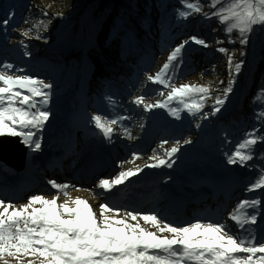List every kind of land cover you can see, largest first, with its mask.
I'll use <instances>...</instances> for the list:
<instances>
[{"label": "rangeland", "instance_id": "rangeland-1", "mask_svg": "<svg viewBox=\"0 0 264 264\" xmlns=\"http://www.w3.org/2000/svg\"><path fill=\"white\" fill-rule=\"evenodd\" d=\"M89 1L30 0V5L20 3V13L15 18L14 9L17 6L11 9L6 18L11 16L8 25H3V18L0 17V63H12L16 68L23 69V74L38 77L53 86L47 106L50 118L42 133L41 150L30 152L28 148L26 164L21 170L0 160V184L7 188L0 192V199L19 207L31 195L42 194L51 198L56 192L48 181L55 180L73 185L71 196L88 199L97 213L99 204L109 202L130 211H156L178 226L197 218L227 220L228 213L240 200L259 194L260 190L248 193L245 188L264 168V151L255 150L254 159L247 166L232 165L228 164L225 154L234 151L237 143L233 145L230 140L226 141L231 148L221 153L213 151L204 141L214 133L221 120L229 117L230 110L241 96L242 89L238 86L245 82L248 73H245L246 77L241 75L236 78L233 92L221 111L206 120L193 118L186 113H182V118L176 120L166 109L145 112L142 107L133 104L132 100L140 95L145 97L146 103L164 99L158 93L163 90L166 95L168 89L148 82L147 76L160 70L177 44L195 35L205 39L210 47L204 48L192 43L187 45L183 52V63L176 70L173 83L177 86L185 83L210 86L213 98L208 100L205 111L211 112L215 96L223 92L230 78L227 57L217 52L216 48L225 47L229 53H235L236 61L242 59L246 62L248 55L255 54L258 45L264 43V30L257 29L251 35L249 44L241 46L238 39L235 44L228 43L223 27L215 18L205 19L203 13L187 20L177 18L168 31L157 37L152 55L154 61L149 67L139 66L140 70L134 72L129 62L122 61L119 64L110 57L115 67L109 69L100 62L96 64V59H93V70L99 71L104 77H110V89L89 85L87 94H81L82 91L73 88H78L79 82L87 80L85 71H82L80 81L75 86L67 82V77L62 76V69L58 65H61L62 57L88 53L84 40L86 32L78 34L77 22ZM201 3L204 4L203 12L213 10L208 7V0H201ZM45 11L48 12L47 16L43 15ZM40 21L47 24L46 30L41 25L38 30L33 29L28 38L22 35L23 31L33 28ZM3 30L9 31L7 38ZM37 34L40 39L35 38ZM236 37L234 33L233 39ZM218 39L224 43L217 45ZM21 41L27 45L26 48L21 45ZM25 51L30 52V55L25 56ZM242 51L245 52L244 56L240 55ZM150 56H146V60ZM193 66L195 70L186 72L187 67L191 70ZM91 91H95L93 99L88 98ZM108 97L117 103L111 105ZM93 100L95 104H92ZM94 114L131 117L123 121V127L129 129L131 138L123 134V127L117 126V132L109 142L91 122ZM220 116L224 117L219 119ZM197 124L200 127H196ZM188 139L191 143L183 144ZM177 140L181 141L182 147L174 157L175 163L171 168L144 167L153 163L149 158L154 154L164 156V149H170ZM162 141H167L163 148L160 147ZM99 151L107 155L108 161L86 170L90 157ZM134 153L138 154L139 159L133 162ZM48 155L54 156L56 160L49 163ZM137 166L143 168V171L118 186L111 197L96 187L100 179H112L121 170ZM77 188L80 190L77 191ZM88 190H94L97 195ZM64 199L61 195L59 202ZM259 211L260 217L254 226L258 236L264 233V207ZM233 231L237 230L233 228ZM6 259L9 264H17L12 257ZM0 264L3 262L0 261ZM24 264H27V258Z\"/></svg>", "mask_w": 264, "mask_h": 264}, {"label": "snow or ice", "instance_id": "snow-or-ice-1", "mask_svg": "<svg viewBox=\"0 0 264 264\" xmlns=\"http://www.w3.org/2000/svg\"><path fill=\"white\" fill-rule=\"evenodd\" d=\"M180 3L182 7L176 9L178 19L187 20L200 13L205 19L215 18L223 27L229 44H235L238 39L241 46H247L257 29L264 30V0H208L211 12H203L201 0H180ZM43 15L47 16L48 12ZM10 19L11 16L4 19L2 24L8 25ZM41 25L47 29V24L40 21L22 35L28 38L30 32ZM234 33L236 39H233ZM35 38L41 37L37 34ZM190 43L210 47L205 39L195 35L182 40L169 53L160 70L147 76L148 82L168 89L166 95L163 90L158 93L164 99L146 103L145 97L140 95L132 100L133 104L145 112L166 109L176 120L182 118V113L206 120L221 111L245 61H236L235 53H229L225 47L216 48L227 57L230 78L223 92L215 96L211 112H208L205 111L207 102L213 98L210 86L173 83L175 72L183 63V52ZM216 43L222 45L224 41L218 39ZM21 45L27 47L23 41ZM24 55L29 56L30 52L25 51ZM240 55L244 56L245 52ZM23 73V69L12 63H0V138H20L30 152H37L42 148V133L50 118L47 106L53 86ZM107 99L111 105L117 103L111 97ZM252 103L260 105L254 113L255 119L264 122V86ZM126 119L131 117L94 114L91 122L110 142L117 126L123 127ZM123 134L131 138L126 127H123ZM165 143L167 141H162L160 147ZM190 143V139L183 141L185 145ZM259 143H264V135L253 128L245 133L234 151L225 154L228 164L247 166L254 159ZM181 147V141L177 140L170 149H164V156L154 154L149 158L153 163L144 167L171 168ZM136 159L139 156L134 153L133 162ZM142 171L139 166L121 170L112 179H100L96 187L111 193ZM48 183L56 192L51 198L31 195L19 207L0 199V261L3 264H9L6 257L14 258L17 264H24L26 258L27 264H264V233L258 236L254 228L260 217L259 210L264 207V168L245 188L248 193L260 190L259 194L240 200L228 213L227 220L197 218L180 226L156 211H130L109 202L99 204L97 213L88 199L71 196L73 185L55 180ZM88 191L97 195L94 190ZM61 195L65 197L63 202H59Z\"/></svg>", "mask_w": 264, "mask_h": 264}, {"label": "trees", "instance_id": "trees-1", "mask_svg": "<svg viewBox=\"0 0 264 264\" xmlns=\"http://www.w3.org/2000/svg\"><path fill=\"white\" fill-rule=\"evenodd\" d=\"M20 3L24 6L31 4L30 0H0V17L6 19L11 9L17 6L14 9L15 18L20 13ZM181 7L180 0H90L77 22L78 34L86 32L84 40L88 53L83 55L80 52L78 56L60 58L61 65L58 66L62 69V76L76 86L82 71H85L87 80L79 82V87L73 89L87 94L89 85L110 89V77H104L99 71L93 70V59H96V64L100 62L109 69L115 67L110 57L119 64L122 61L129 62L134 72L140 70V67H149L154 61L152 55L157 37L173 25L177 19L176 9ZM4 35L7 38L9 31H5ZM258 47L255 54L248 55L239 75L246 77L245 73H248L243 82L245 85L241 83L238 86L242 89L241 96L230 110L229 117L221 120L212 137L204 141L213 151L223 153L231 148L226 141L230 140L233 145L239 143L245 133L253 128L259 129V134L264 135V122H258L254 116L260 105L252 103L253 97L264 86V43ZM148 55L151 56L146 60ZM195 69V66L191 70L187 67L186 72ZM93 92L88 96L89 99H93ZM92 104H95L94 100ZM221 117L224 116L219 119ZM262 146L264 143H259L255 150L264 151V148H259Z\"/></svg>", "mask_w": 264, "mask_h": 264}, {"label": "water", "instance_id": "water-1", "mask_svg": "<svg viewBox=\"0 0 264 264\" xmlns=\"http://www.w3.org/2000/svg\"><path fill=\"white\" fill-rule=\"evenodd\" d=\"M28 147L20 138H0V160L7 165L21 170L25 167Z\"/></svg>", "mask_w": 264, "mask_h": 264}, {"label": "bare ground", "instance_id": "bare-ground-1", "mask_svg": "<svg viewBox=\"0 0 264 264\" xmlns=\"http://www.w3.org/2000/svg\"><path fill=\"white\" fill-rule=\"evenodd\" d=\"M106 154H103L102 152H96L95 155H92L90 157V159L88 160V164H87V168L86 170H89L90 168H94L95 165L97 164H103L105 162L108 161V159L106 158ZM48 161L49 163H51L52 161H55L56 158L54 156H50L48 155ZM5 190H7L6 187H3L1 184H0V192H4ZM115 191V190H114ZM114 191L109 193V197H111L112 195H114Z\"/></svg>", "mask_w": 264, "mask_h": 264}]
</instances>
